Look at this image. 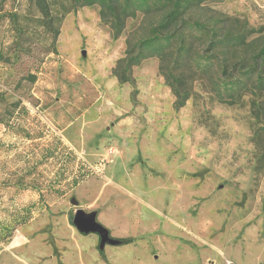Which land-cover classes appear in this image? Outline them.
Listing matches in <instances>:
<instances>
[{
	"label": "rangeland",
	"instance_id": "obj_1",
	"mask_svg": "<svg viewBox=\"0 0 264 264\" xmlns=\"http://www.w3.org/2000/svg\"><path fill=\"white\" fill-rule=\"evenodd\" d=\"M45 3L0 0V264H264L248 97L220 103L194 80L176 108L156 57L121 83L126 43L159 17L113 39L97 4ZM202 7L264 31V0ZM76 208L130 241L99 249Z\"/></svg>",
	"mask_w": 264,
	"mask_h": 264
},
{
	"label": "trees",
	"instance_id": "obj_2",
	"mask_svg": "<svg viewBox=\"0 0 264 264\" xmlns=\"http://www.w3.org/2000/svg\"><path fill=\"white\" fill-rule=\"evenodd\" d=\"M49 16L45 0H34ZM76 5L99 6V17L116 39L125 20L137 12L159 19L134 43L127 42L124 56L112 73L119 82L130 80V69L148 57L159 60V69L175 99L176 108L190 98L198 80L217 102L235 104L248 97L258 152L254 171L264 170V31L238 18L200 8L203 0H74ZM204 11L194 16L195 10ZM52 19V17H49ZM120 241L127 243L129 238Z\"/></svg>",
	"mask_w": 264,
	"mask_h": 264
},
{
	"label": "water",
	"instance_id": "obj_3",
	"mask_svg": "<svg viewBox=\"0 0 264 264\" xmlns=\"http://www.w3.org/2000/svg\"><path fill=\"white\" fill-rule=\"evenodd\" d=\"M69 202L73 206H77V200L74 197H71ZM72 223L81 233L97 234L99 237V249H102L106 244L116 245L120 243V240L109 236L108 230L96 220L94 212H85L81 208H76L73 213Z\"/></svg>",
	"mask_w": 264,
	"mask_h": 264
}]
</instances>
